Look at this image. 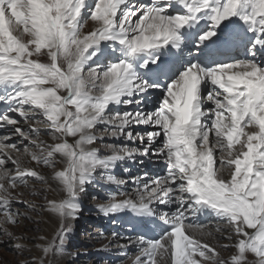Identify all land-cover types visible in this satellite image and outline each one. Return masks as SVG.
<instances>
[{
    "label": "snow or ice",
    "instance_id": "snow-or-ice-1",
    "mask_svg": "<svg viewBox=\"0 0 264 264\" xmlns=\"http://www.w3.org/2000/svg\"><path fill=\"white\" fill-rule=\"evenodd\" d=\"M0 106L6 264H57L98 177V213L134 217L116 244L136 248L132 264H264V0H0ZM139 157L163 174L117 177ZM45 214L59 228L44 243L9 230Z\"/></svg>",
    "mask_w": 264,
    "mask_h": 264
},
{
    "label": "rangeland",
    "instance_id": "rangeland-1",
    "mask_svg": "<svg viewBox=\"0 0 264 264\" xmlns=\"http://www.w3.org/2000/svg\"><path fill=\"white\" fill-rule=\"evenodd\" d=\"M90 23L92 24V22L88 24ZM88 24L84 27L85 32L92 28V26L88 27ZM0 108H2V106ZM151 108H153V106ZM4 131L5 130L1 129L0 134H4ZM45 139L49 142L51 141L50 137H45ZM13 140L18 143L19 147H23L22 144H19V141H16L15 137H13ZM106 142L114 143L117 146L121 143L127 144V141L124 140H107ZM137 143L138 145L129 144V146L142 147V145H139V142ZM100 152L101 154H110V150L104 148L102 145L100 147ZM13 155H15V153H13ZM25 159L28 158L25 157ZM122 165H124L123 162L115 170V174L118 178L127 180L130 175L144 176V171ZM8 166L12 167L10 164ZM125 167L129 168L130 172H125ZM39 171L42 173L46 172L43 166L40 167ZM102 184L103 181L98 177L97 181L88 185L86 191L81 194L79 199L82 203V211L78 214L74 224L70 222L71 230L68 232L64 241V251L57 257V264H132V259H134L137 251L136 248H130L128 251L115 248L113 245V233H121L124 229L123 235H131L135 238L136 232L132 230L133 228L128 232L125 231L129 227L127 226L129 220H117L113 223L110 219H104V217L98 213L97 207L104 201L102 199L94 200L92 197L94 195L99 197L108 195L104 187H101ZM111 187L113 191H118L116 186ZM16 209L23 211V207L19 204L14 205L13 210L15 211ZM0 219H2V217H0ZM8 227L9 230L14 231L17 235H22L26 241H33L34 243H44L38 239L39 236H46L50 240L56 233L55 231H51L50 234L47 235V228L42 223L36 225L31 221H22L16 226L9 225ZM37 228H39V231H36ZM9 243L10 242L7 241L6 238L0 236V264H6V262L18 259V256L14 255L15 250L7 247ZM105 245H107L106 248L104 247ZM29 247L32 248L33 244H29ZM222 253L223 257H228L226 256L228 255L226 251H222Z\"/></svg>",
    "mask_w": 264,
    "mask_h": 264
},
{
    "label": "bare ground",
    "instance_id": "bare-ground-1",
    "mask_svg": "<svg viewBox=\"0 0 264 264\" xmlns=\"http://www.w3.org/2000/svg\"><path fill=\"white\" fill-rule=\"evenodd\" d=\"M89 26H92V24L90 23V24H88V27ZM87 32V31H86ZM242 47V46H241ZM244 53V52H243ZM242 53V54H243ZM232 55H234V53L232 54ZM230 56H231V54H230ZM244 56V55H243ZM243 56L241 55L240 56V58H243ZM238 60H240V59H238ZM207 91V89H205V92ZM158 94V93H157ZM155 107V105L154 104H148V106H147V108L148 109H151V107ZM206 106H208V105H206ZM1 107V106H0ZM137 108V106L136 105H131V106H126L125 108H124V106H122L121 108H119V109H116V110H120V111H124V110H135ZM10 115H16L15 113H11ZM1 130V129H0ZM2 130H4V129H2ZM136 131H141V132H143V131H145V130H148L147 129V126H139V128H137V129H135ZM72 139L73 138H69V141L71 142L72 141ZM127 144H130V142H128L127 141ZM120 145V144H119ZM131 145V144H130ZM136 145H138V143L136 144ZM138 159H143L144 160V163L143 164H140V163H133V162H131V161H129V162H127V164H125V163H123L124 165H122V166H127V167H129V168H133V169H136V170H142V171H144V175L145 174H147V177L149 178V179H151V178H153V177H155V176H158V175H162L163 174V172H164V164H163V162L162 161H160V160H157L155 157H139ZM130 172V171H129ZM128 173V172H127ZM130 176H137V175H130ZM129 178V177H128ZM123 189L124 190H127L130 194H132V193H134V191H135V188H134V185L132 184V183H127V184H125L124 186H123ZM119 190V189H118ZM118 199H120L121 197H117ZM57 199H58V197H57ZM81 203V202H80ZM81 207H82V203H81ZM161 207H163V206H161ZM166 210V209H165ZM102 216V215H101ZM104 219H105V217H104ZM106 219H109V218H106ZM119 221L120 220H129L128 221V224H127V226H129L128 227V229L127 230H125V231H130L131 230V228H133V226H134V217L132 216V214L131 213H129L128 215H126V216H122V218H120V219H118ZM71 223H75V220H73V221H70ZM196 223H200V224H204V225H206L207 227H206V230L208 229V228H211L213 231H214V229H215V227H216V221H215V219L213 218V217H211V216H200L199 218H197L196 219V221H195ZM42 224L47 228L46 229V234L48 235V234H50V232L51 231H57L58 230V228H59V223H58V219L54 216V215H51V214H45L44 215V217L42 218ZM49 230V231H48ZM123 231H124V229H123ZM123 231H121V233L119 232L118 234H119V236H117V237H113V239H114V241H113V245H114V247L115 248H117L116 247V244L117 243H125V241L124 240H122V239H120L119 237H121V236H123V237H126V236H128V235H123L122 233H124ZM158 234V233H157ZM214 235L218 238V239H210V238H205V239H209L210 240V243H212L213 245H219V244H223V243H228V241H226V240H223V239H219V236H220V234L219 233H214ZM134 246H132V245H129L127 248H124V250L125 251H128L130 248H133ZM226 253L228 254V255H226V256H228L229 257V252L228 251H226ZM222 254V256H223V253H221ZM228 257H225V258H228Z\"/></svg>",
    "mask_w": 264,
    "mask_h": 264
}]
</instances>
